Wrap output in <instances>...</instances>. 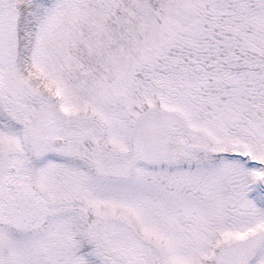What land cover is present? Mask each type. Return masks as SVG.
<instances>
[{
  "label": "snow or ice",
  "instance_id": "obj_1",
  "mask_svg": "<svg viewBox=\"0 0 264 264\" xmlns=\"http://www.w3.org/2000/svg\"><path fill=\"white\" fill-rule=\"evenodd\" d=\"M0 264H264V0H0Z\"/></svg>",
  "mask_w": 264,
  "mask_h": 264
}]
</instances>
